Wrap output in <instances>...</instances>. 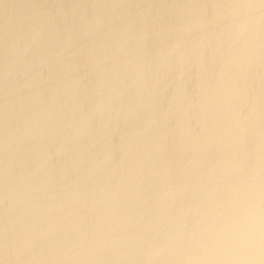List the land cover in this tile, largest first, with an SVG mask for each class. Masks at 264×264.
Instances as JSON below:
<instances>
[{"label": "bare ground", "instance_id": "6f19581e", "mask_svg": "<svg viewBox=\"0 0 264 264\" xmlns=\"http://www.w3.org/2000/svg\"><path fill=\"white\" fill-rule=\"evenodd\" d=\"M0 264H264V0H0Z\"/></svg>", "mask_w": 264, "mask_h": 264}]
</instances>
